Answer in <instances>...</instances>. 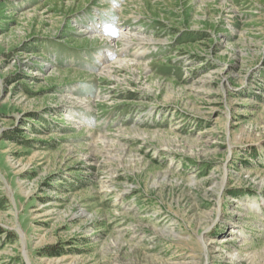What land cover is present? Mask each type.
Listing matches in <instances>:
<instances>
[{"label":"rangeland","instance_id":"374dc122","mask_svg":"<svg viewBox=\"0 0 264 264\" xmlns=\"http://www.w3.org/2000/svg\"><path fill=\"white\" fill-rule=\"evenodd\" d=\"M0 264H264V0H0Z\"/></svg>","mask_w":264,"mask_h":264},{"label":"bare ground","instance_id":"6f19581e","mask_svg":"<svg viewBox=\"0 0 264 264\" xmlns=\"http://www.w3.org/2000/svg\"><path fill=\"white\" fill-rule=\"evenodd\" d=\"M108 67H110V66H106V68H108ZM45 211V209H43V212Z\"/></svg>","mask_w":264,"mask_h":264}]
</instances>
